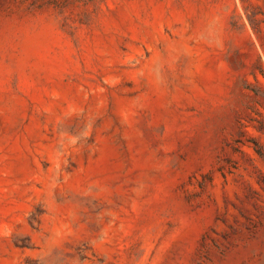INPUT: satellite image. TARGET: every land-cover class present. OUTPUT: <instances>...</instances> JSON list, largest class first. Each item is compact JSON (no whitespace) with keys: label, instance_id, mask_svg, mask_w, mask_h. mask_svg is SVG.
Returning a JSON list of instances; mask_svg holds the SVG:
<instances>
[{"label":"rangeland","instance_id":"obj_1","mask_svg":"<svg viewBox=\"0 0 264 264\" xmlns=\"http://www.w3.org/2000/svg\"><path fill=\"white\" fill-rule=\"evenodd\" d=\"M0 264H264V0H0Z\"/></svg>","mask_w":264,"mask_h":264}]
</instances>
